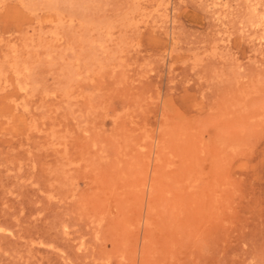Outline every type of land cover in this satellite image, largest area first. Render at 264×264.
<instances>
[{"label": "rangeland", "instance_id": "obj_1", "mask_svg": "<svg viewBox=\"0 0 264 264\" xmlns=\"http://www.w3.org/2000/svg\"><path fill=\"white\" fill-rule=\"evenodd\" d=\"M0 264H264V0H0Z\"/></svg>", "mask_w": 264, "mask_h": 264}, {"label": "bare ground", "instance_id": "obj_2", "mask_svg": "<svg viewBox=\"0 0 264 264\" xmlns=\"http://www.w3.org/2000/svg\"><path fill=\"white\" fill-rule=\"evenodd\" d=\"M59 15V14H58ZM60 16V15H59ZM107 26V25H106ZM109 26V25H108ZM111 26V25H110ZM103 27V26H102ZM55 28V27H54ZM109 28H112V27H109ZM102 29V28H101ZM104 30V29H103ZM109 30V29H108ZM107 31V30H106ZM25 87V86H24Z\"/></svg>", "mask_w": 264, "mask_h": 264}]
</instances>
